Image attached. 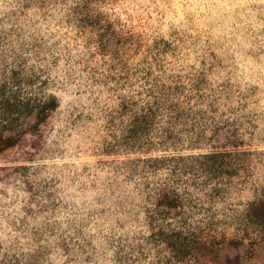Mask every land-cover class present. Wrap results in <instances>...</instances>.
<instances>
[{
	"label": "rangeland",
	"instance_id": "374dc122",
	"mask_svg": "<svg viewBox=\"0 0 264 264\" xmlns=\"http://www.w3.org/2000/svg\"><path fill=\"white\" fill-rule=\"evenodd\" d=\"M0 137V264H264V0H0Z\"/></svg>",
	"mask_w": 264,
	"mask_h": 264
},
{
	"label": "trees",
	"instance_id": "16d2710c",
	"mask_svg": "<svg viewBox=\"0 0 264 264\" xmlns=\"http://www.w3.org/2000/svg\"><path fill=\"white\" fill-rule=\"evenodd\" d=\"M52 101H53V99H52ZM55 108H56V103L54 102V104L44 107L40 113H43L44 111L49 112ZM37 115L38 114H35L36 117H37ZM15 141L16 140H14V138H12V137H10V138L0 137V153L2 151L12 147L15 144Z\"/></svg>",
	"mask_w": 264,
	"mask_h": 264
}]
</instances>
